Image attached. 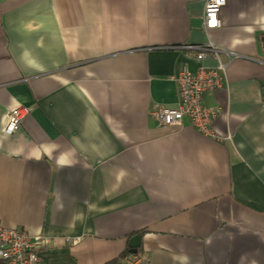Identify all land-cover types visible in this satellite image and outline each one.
I'll use <instances>...</instances> for the list:
<instances>
[{
	"label": "crops",
	"instance_id": "0c3cea01",
	"mask_svg": "<svg viewBox=\"0 0 264 264\" xmlns=\"http://www.w3.org/2000/svg\"><path fill=\"white\" fill-rule=\"evenodd\" d=\"M205 1L0 0V222L44 264H264V0L210 30ZM210 42L236 54L204 97L224 141L152 114Z\"/></svg>",
	"mask_w": 264,
	"mask_h": 264
},
{
	"label": "built area",
	"instance_id": "2783aa9c",
	"mask_svg": "<svg viewBox=\"0 0 264 264\" xmlns=\"http://www.w3.org/2000/svg\"><path fill=\"white\" fill-rule=\"evenodd\" d=\"M228 0H206L204 5V27L206 30L221 26L220 12ZM202 60L208 55L219 59L217 67L199 66L195 71L186 68L179 71L176 80L179 84L180 102L177 107L156 106L152 114L160 124L167 126L182 125L185 118H189L194 127L203 135L218 141L231 139V136L222 137L212 127L217 111L204 104V97L208 92H214L225 85L226 64L221 56L226 54L228 60L236 54L225 51L222 47L210 42L205 45L186 44ZM26 108H17L10 111V120L7 132L17 130L26 115ZM51 239L47 236H32L27 231L14 227H7L0 222V264H44L43 250ZM75 239L73 242H76Z\"/></svg>",
	"mask_w": 264,
	"mask_h": 264
},
{
	"label": "water",
	"instance_id": "95a60500",
	"mask_svg": "<svg viewBox=\"0 0 264 264\" xmlns=\"http://www.w3.org/2000/svg\"><path fill=\"white\" fill-rule=\"evenodd\" d=\"M142 242V236L141 235H135L130 239V247H131V252L137 253L138 248L140 247Z\"/></svg>",
	"mask_w": 264,
	"mask_h": 264
}]
</instances>
